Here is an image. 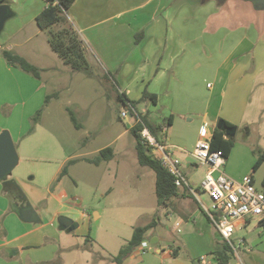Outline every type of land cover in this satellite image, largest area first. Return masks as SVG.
Instances as JSON below:
<instances>
[{"label": "crops", "instance_id": "0c3cea01", "mask_svg": "<svg viewBox=\"0 0 264 264\" xmlns=\"http://www.w3.org/2000/svg\"><path fill=\"white\" fill-rule=\"evenodd\" d=\"M3 3L8 4L10 11L14 13H10L11 16L0 33V42L4 43V45L0 43V70L12 72L13 69H19L18 73L29 79L28 72L6 60L3 50L14 51L17 45L32 41L48 30L41 29L36 21L37 15L48 6V2L46 0H6ZM66 16L81 37L101 55V59L109 66V69L114 68L121 76L123 88L141 90L135 99L131 98L128 90L125 93L129 100L138 101L135 108L142 115L147 113L149 120L161 127L171 118L166 134L167 141L170 143L174 136L169 132L178 120L172 108L169 107H166L167 111L165 113L163 111L161 115L158 111L159 104L162 95L166 93L167 97L175 98L173 104L181 101V90L188 86L189 64L194 74L212 71L218 85L219 91L216 96L219 103L214 110L210 111L206 108L199 115L198 132L194 139L188 140L182 149L191 152L198 139H211L220 120L234 126L230 129L232 131V128H235V134L230 137H234L235 140L239 131L243 132L245 138L252 134L248 127L250 123L247 119V110L255 88L264 87V0H75L66 12ZM35 49L40 48L35 46ZM17 52L30 61L25 54ZM88 58L92 66L95 65L97 59L93 58L89 52ZM30 62L38 66L41 73L43 70L52 68L61 70L59 66H44ZM100 65V72L94 71L91 76L86 74L91 78L97 77L99 80L105 78L106 65ZM32 81L39 83L37 88L47 82L42 81V74ZM119 83L117 81V84ZM208 87L213 86L208 83ZM145 89L157 95L156 103L142 98ZM175 89L179 91L176 93ZM57 94L55 97H59V92ZM49 95L51 94L46 95V98ZM150 103L154 105V109L148 107ZM143 105L147 108H143ZM208 112H211L210 116L207 115ZM69 113L71 116L70 111ZM8 117L5 111L0 114V134L3 130L10 128L7 125ZM78 124L79 127L82 126ZM161 129L159 138L164 139ZM223 131L226 133L225 130ZM226 135L229 136L227 133ZM13 136L16 144L17 141ZM235 146L236 141L226 163L230 162ZM177 155L183 160V168L191 185L197 183L198 187L208 167L196 164L187 152L180 149L177 150ZM25 158L27 161H33L30 157ZM72 158H74L73 155H67L57 166H47L49 173L45 174L43 169L39 172L40 174L36 172L37 174L30 178L31 182L24 179L21 171L0 179V223L6 234L4 240L0 241V264H39L54 261L59 253L62 256L70 254L71 257L76 258L86 250L82 240L75 241L70 236H64V233L76 234V231L80 229L81 233L78 235L82 238L86 236L84 241H87L88 228L85 223H80L77 218L70 216L76 215L75 210L67 207L62 201L64 197L60 198L52 188L54 180L61 181L63 176L69 173L68 170L67 174L60 177L63 167ZM101 164L102 162L95 165ZM254 165L252 171L246 168L239 173H234L236 178L228 175L234 179H242L251 171L250 174L253 175L256 185L255 173L261 166L255 171ZM199 167H204V174L200 179L195 174ZM38 177L41 181H45L34 182L33 179ZM179 190L176 199L183 210L179 218L183 219L185 216L189 219L187 212L190 207L189 202L184 200L189 196L181 194H187L188 190L185 188H179ZM73 198L78 202L82 200L76 196ZM181 198L184 199L180 201ZM41 199L55 202L57 206L52 212L43 211L35 203L33 204ZM26 206L35 209L36 218L28 220L22 217L20 209ZM197 206L199 208L198 203ZM162 207L164 206H160ZM94 213L96 218L100 217L99 212ZM78 215L82 220L90 217L86 211ZM168 215L172 213L169 212ZM61 217L72 220L74 227L70 230L61 223L59 227H56L54 223ZM205 217L213 225L215 233L220 236L214 224L206 215ZM166 222L167 219L162 218L161 224H157L145 233V239L149 240L150 244L156 245V253L148 251L144 253L138 246L123 260L122 264H161L165 261L166 255L175 257L174 261L179 264H189L180 258V246L177 241L163 251V254L161 253L164 246L161 245L162 238L155 229ZM254 225L260 229L259 234H263L258 220L254 217H248L238 224L236 232L244 229L253 230ZM181 231L182 229L178 232ZM215 233L213 236L206 237L208 249L214 247L215 240L219 238L215 236ZM201 234L202 229L200 234L186 236L183 241L185 239L194 248L201 243ZM241 244L246 245L247 241ZM174 251H177V255H174ZM65 260V257H62L61 263L54 264H66Z\"/></svg>", "mask_w": 264, "mask_h": 264}, {"label": "rangeland", "instance_id": "374dc122", "mask_svg": "<svg viewBox=\"0 0 264 264\" xmlns=\"http://www.w3.org/2000/svg\"><path fill=\"white\" fill-rule=\"evenodd\" d=\"M49 34L47 30L34 40L17 45L13 52L19 51L30 61L44 66H59L61 70H43L42 81L47 82L40 88H37L39 83H33L35 77L30 73H27L28 79L18 73L19 69H13L12 72L0 70V114L5 111L6 115H9L7 125L10 128L7 130L17 141L15 145L21 158L9 175L21 171L24 179L31 182L30 178L42 169L45 174L49 173L47 166H57L67 155L74 157L68 164L69 173L63 176L61 181L54 180L52 188L60 198L64 197L62 201L67 207L75 210L76 215H69L77 218L80 223H85L89 241H84L86 236L82 238L78 235L81 233L80 229L76 231L77 235L74 232L64 233V236H70L75 241L82 240L86 250L76 258L70 254L62 256L59 253L55 262L61 263L62 257H65L66 264H113V257L132 237L136 226L145 225L154 218L161 224V219L166 218V223L154 228L162 238V254L177 241L180 246V258L189 264H220L212 254L215 245L209 249L206 247V237L213 236L214 227L198 208L194 195L189 191L187 194L181 193L189 196L187 199H180L189 202V219L185 216L183 219L179 218L183 210L176 199L178 195L172 198L168 205L162 208L158 205L156 172L151 167L139 163L137 140L128 127L133 120L121 116V111L126 109V106L118 99V94L126 90L131 98L135 99L141 90L123 88L121 76L114 68L109 69L101 55L79 33L87 58L89 52L97 59L95 65L90 63L92 72H100V64L106 65L107 76L101 80L97 77L91 78L84 70L66 64L60 54L52 48ZM0 43L4 45L2 41ZM35 46L40 49H35ZM188 68V86L181 90V101L173 104L175 98L167 97V93L163 94L158 110L162 115L163 111H167L166 107L172 108L178 122L169 133L174 136L172 142L181 148L196 136L199 115L206 108L214 110L219 103L216 96L218 85L212 71L194 74L190 64ZM117 81L120 83L117 84ZM208 83L213 87H208ZM177 91L179 90L175 89L176 93ZM55 92H59V97L53 96L46 102V95ZM142 107L147 108L145 105ZM148 107L154 109L152 103ZM138 109L141 110L140 107ZM69 111L82 126H75ZM208 113L210 116L211 112ZM247 119L252 134L245 138L242 131L237 133L232 158L223 167L226 174L233 177L234 173L246 168L252 171L256 159L264 153V87L255 88L247 110ZM107 146L114 149L111 160L102 161L99 166L89 161L96 159L99 151ZM25 157H30L33 161H27ZM203 172L204 167H199L195 173L196 177L200 179ZM41 178L33 180L36 183L44 182ZM255 179L256 187L263 190L264 162L255 173ZM192 186L197 188V183H192ZM198 194L209 203L207 196ZM74 196L82 200L78 202ZM34 203L48 213L57 206V203L45 199ZM83 211L90 217L85 220L79 218L78 214ZM95 211L100 213V217H95ZM169 212L172 215L169 216ZM177 219L180 224H176ZM54 225L60 226L58 219ZM179 227L181 232H178ZM2 229L0 223V241L6 237ZM201 229L200 244L193 248L191 243L185 239L183 241L186 236L200 234ZM259 233L257 226L253 230L237 231L233 242L238 249L241 247V250H238L239 253L234 250L231 252L228 264H264V234ZM215 236L221 238L216 233ZM243 240L247 241L246 245L240 243ZM148 252L156 253V245L151 243ZM202 257L204 262L200 261ZM164 260L161 264H179L171 255H166Z\"/></svg>", "mask_w": 264, "mask_h": 264}, {"label": "trees", "instance_id": "16d2710c", "mask_svg": "<svg viewBox=\"0 0 264 264\" xmlns=\"http://www.w3.org/2000/svg\"><path fill=\"white\" fill-rule=\"evenodd\" d=\"M6 0H0V3ZM48 6L44 8L36 17L37 24L41 29L49 30V41L52 48L60 54L66 64L71 65L75 69L84 70L89 76L92 75L91 65L86 56L85 47L81 37L78 32L74 29L73 25L70 23L66 16V12L73 5L75 0H46ZM11 14L14 12L10 11ZM3 56L6 60L23 69L24 71L39 77L41 74V69L35 64L28 61L22 55L13 52L12 50L4 49ZM58 95L57 92L47 96L46 101H48L52 96ZM142 98L150 99L153 102H157V95L155 93L149 92L147 89L144 90ZM118 99L128 106V102L136 107L138 101L129 100L125 92L118 94ZM40 115V111L38 113ZM142 119L145 124H147L152 132L160 137L161 125L157 126L151 122L148 118L147 113H141ZM71 119L75 123V126L79 127L74 115L71 113ZM171 123V118L168 119L167 124ZM224 125L228 128L234 127L231 123L224 121ZM142 125L136 124L130 126V131L134 134L137 140V153L138 160L141 165L149 166L156 172V195L158 200V205L166 206L169 204L170 200L175 196L179 195V188L175 185L173 176L164 168L161 161L154 156L151 150L141 142V136L139 134ZM235 138L227 136L226 133L220 129L216 128L211 137L212 149L222 150L226 158L229 156L231 149L235 145ZM114 156V149L111 146L102 148L99 151V156L96 159H89V161L99 164L102 161L111 160ZM73 160H70L64 167L60 174V177L68 173V164ZM264 161V153L258 156V159L254 165V170L256 171ZM157 219H152L145 225H139L134 228L132 237L128 242L119 250V252L113 257V262L115 264H122L123 260L138 246L141 245L145 239V233L157 226ZM87 241L89 237L87 236ZM231 252H233V247L224 238H217L215 240V248L212 252L215 255V259L220 262V264H228L231 259ZM174 255H177V251H174ZM54 261H45L39 264H54Z\"/></svg>", "mask_w": 264, "mask_h": 264}, {"label": "built area", "instance_id": "2783aa9c", "mask_svg": "<svg viewBox=\"0 0 264 264\" xmlns=\"http://www.w3.org/2000/svg\"><path fill=\"white\" fill-rule=\"evenodd\" d=\"M121 116L130 117L133 120L131 126L139 123L142 125L139 131L141 142L173 176L175 185L178 188L187 189L195 196L200 210L214 224L220 236L229 242L234 251L237 252L239 249L234 244L233 237L238 224L246 218H256L264 234V191L256 187L252 174H247L238 180L226 174L223 167L227 158L222 150L212 149L211 139H198L194 149L188 152L167 141L168 124L161 129L164 139L157 137L144 123L141 113L129 102L126 109L121 111ZM179 149L187 152L196 164L208 167L207 173L197 188L191 185L184 171L183 160L177 155ZM198 193H205L209 203L207 204ZM176 224H180V220H177ZM180 230L179 227L178 231ZM243 242L244 240L240 241V243ZM139 247L145 253L151 249V244L145 239ZM200 261L204 262V258L202 257Z\"/></svg>", "mask_w": 264, "mask_h": 264}, {"label": "water", "instance_id": "95a60500", "mask_svg": "<svg viewBox=\"0 0 264 264\" xmlns=\"http://www.w3.org/2000/svg\"><path fill=\"white\" fill-rule=\"evenodd\" d=\"M10 16L9 5L6 3H0V33ZM130 126L131 124H128V127ZM217 126L218 128L225 130L229 136H234L235 128H232V131L230 128H226L224 126V120H220ZM18 162L19 155L12 135L9 130H3L0 134V179H4ZM20 212L24 219L31 220L37 217L35 209L30 206L21 208ZM59 222L61 225L67 226L70 230L74 227L72 220L65 217H61Z\"/></svg>", "mask_w": 264, "mask_h": 264}]
</instances>
